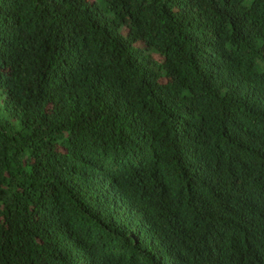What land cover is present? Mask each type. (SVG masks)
I'll list each match as a JSON object with an SVG mask.
<instances>
[{
  "label": "trees",
  "instance_id": "16d2710c",
  "mask_svg": "<svg viewBox=\"0 0 264 264\" xmlns=\"http://www.w3.org/2000/svg\"><path fill=\"white\" fill-rule=\"evenodd\" d=\"M0 264H264V0H0Z\"/></svg>",
  "mask_w": 264,
  "mask_h": 264
}]
</instances>
